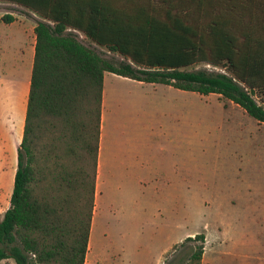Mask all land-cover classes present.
<instances>
[{
  "label": "trees",
  "instance_id": "16d2710c",
  "mask_svg": "<svg viewBox=\"0 0 264 264\" xmlns=\"http://www.w3.org/2000/svg\"><path fill=\"white\" fill-rule=\"evenodd\" d=\"M0 2L39 17L10 203L0 215V261L85 264L106 72L218 94L264 123V0ZM198 64L218 70L191 68ZM184 241L186 264H202L204 234Z\"/></svg>",
  "mask_w": 264,
  "mask_h": 264
},
{
  "label": "rangeland",
  "instance_id": "374dc122",
  "mask_svg": "<svg viewBox=\"0 0 264 264\" xmlns=\"http://www.w3.org/2000/svg\"><path fill=\"white\" fill-rule=\"evenodd\" d=\"M4 15L33 22L31 11L0 2V20ZM11 27L0 23L2 32ZM15 33L11 40L22 38ZM83 37L99 54L112 55ZM104 84L114 95L110 137L126 136L131 155H141V164H149V157L153 163L146 169L128 162V169L106 172L90 235L99 253L88 248L86 264H186L190 243L184 240L197 233L205 237L202 264H264V123L214 93L110 72ZM5 109L3 128L12 133L5 127L0 135L3 209L10 203L20 129L17 117L12 126L6 104ZM99 169L100 180L101 164Z\"/></svg>",
  "mask_w": 264,
  "mask_h": 264
},
{
  "label": "crops",
  "instance_id": "0c3cea01",
  "mask_svg": "<svg viewBox=\"0 0 264 264\" xmlns=\"http://www.w3.org/2000/svg\"><path fill=\"white\" fill-rule=\"evenodd\" d=\"M14 19L10 22H5L0 20V23L8 25L9 32L0 31V135H3L5 130L8 129L7 125H4V117L7 112L5 109V104L8 105V112L11 113L12 126L17 120L20 121L19 129V139L16 142L18 148L19 143L22 138L23 125L26 112L29 84H30V75L33 64L34 50H35V33L34 27L36 25L35 18L39 17L32 12L31 19L33 22L25 21L21 19ZM26 22H28L26 24ZM26 24V25H25ZM15 26H18L16 28ZM19 31L20 37L17 38V41L11 40L10 37L15 38V32ZM18 34V33H17ZM22 40V43L20 42ZM16 42L19 44L16 46ZM14 44L15 47H12ZM114 74V73H113ZM123 77V76H122ZM105 78V74H104ZM127 78V77H126ZM140 82V81H139ZM153 84V83H152ZM121 91V90H120ZM112 90L109 88V85L104 84L102 90V99H101V123H100V140H99V149L97 157V175H96V188H95V197H94V211L92 217V225L94 219V213L96 212V202L99 200L100 194L102 193L101 189L98 188V185L105 187L104 177L107 176L109 170L115 169H128V162L135 165L143 166L148 169L153 163V159L149 157V164H141V155H131L130 151L126 147L127 137L119 138L115 136L110 137L109 134V122L111 115L115 113L114 110V95H111ZM22 105V112L21 111ZM13 113V115H12ZM10 118V116L8 117ZM113 127H116V123H113ZM11 129V128H10ZM8 133L12 131L8 129ZM121 140L124 141L125 148H121ZM153 158V157H152ZM17 162V161H16ZM102 165V178L100 177L99 166ZM133 167V166H132ZM106 188V187H105ZM4 202L0 200V215L9 207L3 209ZM92 229V226H91ZM90 229V235H91ZM92 246V247H91ZM93 248V252L98 254L95 246L91 245L90 236L88 242V248ZM88 251V249H87ZM87 255V253H86ZM86 264V259H85Z\"/></svg>",
  "mask_w": 264,
  "mask_h": 264
}]
</instances>
